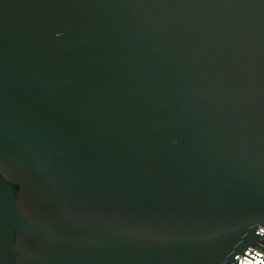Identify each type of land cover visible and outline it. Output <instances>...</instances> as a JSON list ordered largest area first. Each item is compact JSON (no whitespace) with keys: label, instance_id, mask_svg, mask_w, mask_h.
<instances>
[{"label":"water","instance_id":"water-1","mask_svg":"<svg viewBox=\"0 0 264 264\" xmlns=\"http://www.w3.org/2000/svg\"><path fill=\"white\" fill-rule=\"evenodd\" d=\"M261 224L264 0H0V264H241Z\"/></svg>","mask_w":264,"mask_h":264},{"label":"built area","instance_id":"built-area-1","mask_svg":"<svg viewBox=\"0 0 264 264\" xmlns=\"http://www.w3.org/2000/svg\"><path fill=\"white\" fill-rule=\"evenodd\" d=\"M257 231L264 234V224L259 225L257 228ZM258 242L260 245L264 246V236L263 235L260 234V239ZM244 253L248 255L250 258L254 259V264H264V250L258 244L247 247ZM237 258L240 259L241 264H253L252 259L243 255L242 253H238V255H236V259Z\"/></svg>","mask_w":264,"mask_h":264},{"label":"trees","instance_id":"trees-1","mask_svg":"<svg viewBox=\"0 0 264 264\" xmlns=\"http://www.w3.org/2000/svg\"><path fill=\"white\" fill-rule=\"evenodd\" d=\"M17 188H18V187L16 186V187H15V190H17Z\"/></svg>","mask_w":264,"mask_h":264}]
</instances>
